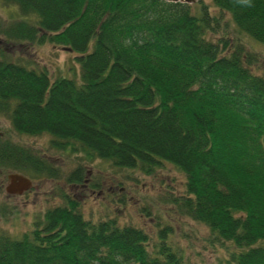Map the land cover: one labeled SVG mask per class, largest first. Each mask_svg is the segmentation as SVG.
I'll list each match as a JSON object with an SVG mask.
<instances>
[{"label": "trees", "instance_id": "trees-1", "mask_svg": "<svg viewBox=\"0 0 264 264\" xmlns=\"http://www.w3.org/2000/svg\"><path fill=\"white\" fill-rule=\"evenodd\" d=\"M2 1L21 13L0 18L4 39L49 41L80 63L78 76L51 78L0 50L9 129L48 133L53 147L118 166L171 162L185 174L178 210L227 247L218 264H264V74L240 42L209 35L232 20L264 43V0ZM3 135L0 168L57 175ZM172 230L166 221L152 239L114 217L87 218L66 195L20 237L0 233V264H189Z\"/></svg>", "mask_w": 264, "mask_h": 264}, {"label": "rangeland", "instance_id": "rangeland-1", "mask_svg": "<svg viewBox=\"0 0 264 264\" xmlns=\"http://www.w3.org/2000/svg\"><path fill=\"white\" fill-rule=\"evenodd\" d=\"M211 4L210 1H208ZM212 12L218 10L211 6ZM21 16L18 6L0 0V18ZM33 17V15H31ZM230 18L228 12H223ZM215 33L241 43L253 56V70L264 74V43L239 30L231 20ZM0 50L12 59L46 69L51 78L58 75L76 77L80 74L77 52L49 41L6 40L0 34ZM78 74V75H77ZM11 128L10 118L0 113V134H9L16 142L32 147L56 167L57 175L38 174L31 169H16L30 178L23 193L4 190L6 172L0 168V233L20 237L34 227L48 207L62 204L65 196L78 200L83 215L91 219L114 217L121 224L143 227L152 239L164 223H171L172 239L180 245L189 264H218L228 255L227 247L211 240L209 228L181 214L175 196L185 192V174L174 164L161 160L149 171L140 167H123L107 158L87 157L84 152H66L53 147L48 133H18ZM81 165V178L70 179V172Z\"/></svg>", "mask_w": 264, "mask_h": 264}, {"label": "flooded vegetation", "instance_id": "flooded-vegetation-1", "mask_svg": "<svg viewBox=\"0 0 264 264\" xmlns=\"http://www.w3.org/2000/svg\"><path fill=\"white\" fill-rule=\"evenodd\" d=\"M4 169H8V168H4ZM8 170H9V172L5 173L6 183L4 185V190L9 194L23 193L25 191V188H23V184L20 183L19 180H17V179H16V183L12 184V182L10 181V178H9L10 173H12V172H18L19 173V171L16 169H8ZM68 196H70V195H68ZM72 198H74V197H72Z\"/></svg>", "mask_w": 264, "mask_h": 264}, {"label": "water", "instance_id": "water-1", "mask_svg": "<svg viewBox=\"0 0 264 264\" xmlns=\"http://www.w3.org/2000/svg\"><path fill=\"white\" fill-rule=\"evenodd\" d=\"M171 1H185L188 3H193L197 0H171ZM9 178L12 184L16 183V179L19 180V182L23 184V188H27L30 185V178L24 175L23 173L12 172L9 174Z\"/></svg>", "mask_w": 264, "mask_h": 264}, {"label": "clouds", "instance_id": "clouds-1", "mask_svg": "<svg viewBox=\"0 0 264 264\" xmlns=\"http://www.w3.org/2000/svg\"><path fill=\"white\" fill-rule=\"evenodd\" d=\"M241 3H247L248 0H240Z\"/></svg>", "mask_w": 264, "mask_h": 264}]
</instances>
